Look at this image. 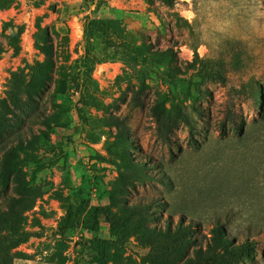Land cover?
<instances>
[{
	"label": "rangeland",
	"instance_id": "374dc122",
	"mask_svg": "<svg viewBox=\"0 0 264 264\" xmlns=\"http://www.w3.org/2000/svg\"><path fill=\"white\" fill-rule=\"evenodd\" d=\"M217 226L264 264V0H0V264H201Z\"/></svg>",
	"mask_w": 264,
	"mask_h": 264
},
{
	"label": "trees",
	"instance_id": "16d2710c",
	"mask_svg": "<svg viewBox=\"0 0 264 264\" xmlns=\"http://www.w3.org/2000/svg\"><path fill=\"white\" fill-rule=\"evenodd\" d=\"M182 234V229H178ZM211 243L208 245V255L205 256L203 251L197 252V261L201 264H226L231 262L233 258L240 253L234 248H229V239L225 236L224 230L220 227H215L213 230ZM101 264V259H97Z\"/></svg>",
	"mask_w": 264,
	"mask_h": 264
}]
</instances>
